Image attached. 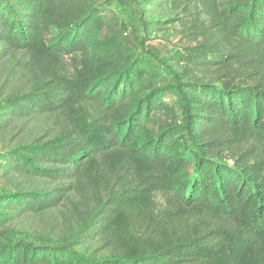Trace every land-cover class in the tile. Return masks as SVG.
<instances>
[{
    "label": "trees",
    "instance_id": "16d2710c",
    "mask_svg": "<svg viewBox=\"0 0 264 264\" xmlns=\"http://www.w3.org/2000/svg\"><path fill=\"white\" fill-rule=\"evenodd\" d=\"M137 3L179 15L157 22L187 42L167 76L106 30L98 0H0V137L55 128L0 158V230L61 206L76 227L62 245H1L0 264H94L73 248L93 235L101 264H264V0Z\"/></svg>",
    "mask_w": 264,
    "mask_h": 264
},
{
    "label": "rangeland",
    "instance_id": "374dc122",
    "mask_svg": "<svg viewBox=\"0 0 264 264\" xmlns=\"http://www.w3.org/2000/svg\"><path fill=\"white\" fill-rule=\"evenodd\" d=\"M137 1L102 0L100 5L104 6L106 10H108L106 6H112L111 12L106 14L107 19L110 20V22L108 21L109 28H122L125 33L126 44L132 52L137 56H143L152 64L163 67L161 70L162 76H167L168 71L165 69V60L175 51L187 46V42L179 37V25L177 23L169 25L157 22L174 20L179 15L171 12L168 7H149L142 13ZM18 56L23 58V61L27 59L25 55L18 54ZM71 61L75 62V58H71ZM11 63L12 58L7 57L0 64V89H2L5 75L9 74ZM144 82L151 88L160 87L164 84V79H144ZM14 85H16L15 81L7 86L8 90ZM165 100L170 101L169 97H165ZM162 122V115L154 113L146 124L149 128L156 130ZM45 133L47 136L52 137L55 128L52 126L51 120L41 118L31 122L22 130L3 135L0 137V158L6 154L7 148H13L21 140L33 139ZM10 137H12V140ZM184 141L182 140L185 147V158L189 170L193 174L194 161ZM10 192H12L11 188L4 182L0 173V197ZM153 202L155 216L152 217L156 220L159 219L160 215L157 211L164 209L166 203L160 195L153 196ZM66 215L62 206L40 216L21 215L5 232L0 230V246L14 244L15 242L62 245L66 243L65 240L71 232L76 229L74 225H69V228H66L67 222L64 220ZM73 248L80 254L91 258L94 264H101L102 260L110 255V250L104 247V242L100 241L98 235H93L91 239H87L82 245Z\"/></svg>",
    "mask_w": 264,
    "mask_h": 264
},
{
    "label": "crops",
    "instance_id": "0c3cea01",
    "mask_svg": "<svg viewBox=\"0 0 264 264\" xmlns=\"http://www.w3.org/2000/svg\"><path fill=\"white\" fill-rule=\"evenodd\" d=\"M121 0H119V2H120ZM102 2V0H98V4H99V6L104 10V19L106 20V23H107V28H106V30L108 31V32H112V31H114V30H117V29H119V28H115V29H110L109 28V22H110V20H109V18L107 19V17H106V14H109L110 12H111V7L112 6H106L107 8H108V10H106V8L104 7V6H102V5H100V3ZM106 10V11H105ZM109 21V22H108ZM122 29V28H121Z\"/></svg>",
    "mask_w": 264,
    "mask_h": 264
}]
</instances>
